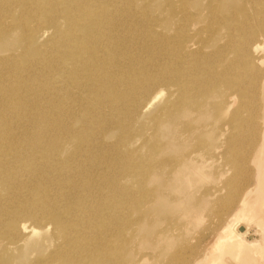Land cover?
I'll return each mask as SVG.
<instances>
[{"label":"bare ground","instance_id":"obj_1","mask_svg":"<svg viewBox=\"0 0 264 264\" xmlns=\"http://www.w3.org/2000/svg\"><path fill=\"white\" fill-rule=\"evenodd\" d=\"M140 1L138 6L137 0H0V96L23 109L47 98L52 113L43 120L56 128L53 139L14 140L8 136L15 126L6 128L0 117V264H55L60 257L65 264H91L98 250L111 253L110 240L126 225L155 230L164 221L171 224V214L192 199L185 220L180 213L176 218L188 228L203 219L196 203L205 206L212 196L211 186L194 189L221 158L220 139L228 142V156H239L244 136L255 168L242 186L228 183L236 197L220 224L225 252L211 258L207 253L191 264H262L264 0ZM142 50L161 55L147 60L137 55ZM163 91L167 104L151 119L147 190L139 182L140 192L123 187L116 193L119 201L107 200L108 190L91 181L101 167L107 131L130 132L136 115ZM212 127L216 132L226 127L213 143ZM110 150L102 151V162L123 155L115 143ZM231 163L236 174L248 170L244 158ZM143 198L139 219L125 222L126 212ZM124 199L133 200L125 209ZM251 219L260 227L255 233L260 242L246 226ZM168 238L159 233L149 243L151 260L171 247ZM39 243L52 247L43 260L36 253L28 260L32 254H25ZM106 261L124 262L120 256Z\"/></svg>","mask_w":264,"mask_h":264},{"label":"rangeland","instance_id":"obj_2","mask_svg":"<svg viewBox=\"0 0 264 264\" xmlns=\"http://www.w3.org/2000/svg\"><path fill=\"white\" fill-rule=\"evenodd\" d=\"M198 2L200 3L201 0H198ZM139 3L143 4L142 1L137 0L138 6H140ZM12 47H14V44L12 45ZM137 55H141L147 60L148 59L153 60L154 58L160 56L161 54L156 51L143 52L142 50V52L138 51ZM24 67H26V65H23L22 69ZM32 77L39 80L46 78L44 76L40 78L39 76H35V75H33ZM0 97H3L0 98V117L6 123V125L7 124L9 125L6 128L9 127L10 129H12V127L15 126L16 129L15 134L8 136L9 139L24 140L30 138H38L37 140H42V138H44L45 140H49L54 138L56 128L51 129L52 127L51 123H49L48 121H47L48 123H46L44 122L45 119L43 120L44 117H46L47 115L49 116V114L52 113L48 108L47 104L49 103V101H47V98L44 100L41 99V101H37L34 104V107L28 106L27 108L23 109L20 107V105L14 103L8 96L1 95ZM167 97H168L167 92L163 91V96L154 105H152L149 109H147L146 112L140 115L137 114L136 115L137 123L135 124V127L132 128L130 132H127L124 136L121 135V132L119 130L117 131V130L109 129L107 131L108 132V134L106 135L107 141L105 144H103L102 148L99 149L100 153L98 152L100 155L99 160L101 162L100 163L101 167L98 168V172L95 174V176L91 178V181H93V185L96 188L100 187L102 191L103 189L108 190V193L106 195H109L110 198L106 197L107 200L111 199L112 202L119 201L116 200V193L117 194L121 193L123 187L130 188L132 192L134 190L136 191L138 186H140L139 182L144 183L143 186L145 188V191L147 190V182H145V180L148 174L144 173V168H145V164L148 161L147 151L149 144L152 140L151 132L154 129V125H153L154 122H151V119H154L160 108L164 107L167 104L166 102ZM27 100H28L27 102L28 105L33 104L34 102L32 101L31 98ZM237 105L238 102L236 106ZM236 106L233 108V110L236 108ZM210 109L211 108L209 109L207 108V110L205 111L208 113V115L211 114ZM165 113H167L170 116L169 112H165ZM13 117L16 119H14ZM178 121L183 122L181 119H178ZM226 121L227 120L224 119L221 121V123L225 124ZM43 123H46L47 125L45 124L43 125ZM175 123L176 122H172V125H175ZM20 126L22 127V129ZM6 128L4 127L2 129L3 132L6 130ZM212 128L213 129L211 130H213V132L211 131L210 134L211 135L213 134L212 135L213 140L211 141V143H213L214 138L218 136L220 131L223 130L224 128L226 129V127L218 130L217 132L215 127ZM248 140L249 138L246 136H244V138L242 139V146H241L242 148L239 156H235L234 153H229L228 156L226 154L228 142L227 141L224 142L220 139L217 150L219 155L217 157H221V158L219 159L215 158L211 162V169L207 172L209 176L211 175V177L207 178V180L204 182L202 186H199L198 188L194 189L195 193H199L200 191L211 186L212 196L208 200L211 203L207 201L206 204L209 203V205L205 204L206 207L204 205H203L204 207L203 206L201 207L202 204L196 203V205H198L200 209L202 208L203 213L201 212V214H203L202 217L203 219L198 220L192 225H188L191 230L189 229V227L188 228L183 227V220L176 219L177 217L179 218L178 216L179 213L183 219L185 215L190 213L191 206H193L194 200L188 199L185 202V204H183L180 207V209L177 211V214H171V216H174L171 224L164 221L162 225L155 228V230H151L149 228L150 225H146L147 227L146 226L142 227V224L141 225L137 224L135 225L134 229L129 228V226L126 225L125 229L120 231L123 233L119 232L117 234V235L120 234L119 238L114 239L112 241L110 240L113 246V250L111 251V253L107 254L106 252H101L100 250H98L97 255L94 257L96 258V260H93L91 264H109L110 261H106V260L111 256H120V260L121 259L124 260L122 264H137V261L139 259L141 260L142 264H191L194 260L200 258L206 259V256H208L211 253L213 254L214 252L217 256L223 254L225 252V248L223 245H220L219 243V238L222 237L220 236V231L222 227L220 224L222 223V218H224L225 215H227V213L232 208L231 206L232 204L230 202H232V200L236 197L235 192H233V188L229 186L228 183H234L235 186L238 185L237 187L242 186V183H245V181L248 179V177L251 175L252 171H254L255 168L252 160L253 157L252 152L249 153L247 151L249 150V145H251V143L249 144ZM113 143L117 145V147L121 150V153L123 155L120 156V154L118 155L116 153L112 155L115 158L114 160L110 159V161L107 163L102 162V160L105 159L106 151L108 150L111 151L110 146ZM234 145L240 146L238 143ZM105 146L109 148H106ZM102 151L105 153H103ZM242 158H244L248 170L243 171L240 174H236L234 169L230 168L232 165L231 162L233 160L239 161ZM111 188L112 191L110 190ZM124 191H126V188ZM137 191L140 192L141 190L137 189ZM216 193H218V195L214 198L213 195ZM262 197L263 198L262 201H260L259 209H264V194L262 195ZM142 201H143L142 203L141 201H137L136 203L132 204L131 209L129 210L131 212L127 211L125 214V220H124L125 222L132 223L131 220L139 219L142 210L145 209V207H142L145 202L144 198L142 199ZM131 202H133V200H128L127 203H126V199L121 201V203L124 205V209L126 208V205H128ZM183 206L185 207L183 208ZM250 221L248 222L249 224L247 223L246 226L249 227L250 234L253 235L260 242L261 241L260 235L255 234L256 230L260 228L258 226L257 220L251 219ZM139 229L142 230V233L138 231ZM136 232L139 233L135 238L134 234ZM159 233L168 235L169 238L167 239L166 244H170L171 247L169 249H165L161 253L157 252L159 256L151 260L150 251H149L151 246L149 243L152 242L153 240H157ZM40 235L41 233L39 231V236ZM141 236H143L144 239H139ZM141 243L143 244L139 246V244ZM48 246H49L48 244L39 243L37 246H35V248L29 249L30 251L28 250V253H26L25 255L32 254L27 258L28 260L32 261L36 253L37 257H40L43 260L44 256L49 252L50 248L52 247L51 246L50 248H48ZM135 247L137 251L135 250ZM31 250H35L34 253H31ZM258 252H264V250L261 249ZM17 253L18 252H11L10 256H16ZM211 255H209L207 258H211ZM56 260L57 261L55 262V264H61V262L62 264H65L67 262L66 259L63 257L57 258ZM51 263H53V261H50L48 264ZM260 263L264 264V257L260 259Z\"/></svg>","mask_w":264,"mask_h":264}]
</instances>
